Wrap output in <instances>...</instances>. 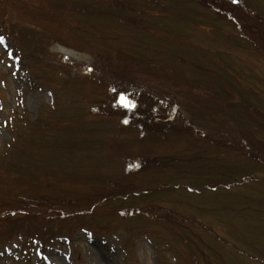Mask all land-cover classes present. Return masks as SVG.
<instances>
[{
  "label": "rangeland",
  "instance_id": "rangeland-1",
  "mask_svg": "<svg viewBox=\"0 0 264 264\" xmlns=\"http://www.w3.org/2000/svg\"><path fill=\"white\" fill-rule=\"evenodd\" d=\"M0 37V264H264V0H0Z\"/></svg>",
  "mask_w": 264,
  "mask_h": 264
},
{
  "label": "snow or ice",
  "instance_id": "snow-or-ice-1",
  "mask_svg": "<svg viewBox=\"0 0 264 264\" xmlns=\"http://www.w3.org/2000/svg\"><path fill=\"white\" fill-rule=\"evenodd\" d=\"M234 2H235V0H234ZM2 40H3V37H0V41H2ZM119 102L124 107H135L134 102L127 99L123 94H121V96L119 98Z\"/></svg>",
  "mask_w": 264,
  "mask_h": 264
},
{
  "label": "trees",
  "instance_id": "trees-1",
  "mask_svg": "<svg viewBox=\"0 0 264 264\" xmlns=\"http://www.w3.org/2000/svg\"><path fill=\"white\" fill-rule=\"evenodd\" d=\"M15 216V215H14Z\"/></svg>",
  "mask_w": 264,
  "mask_h": 264
}]
</instances>
